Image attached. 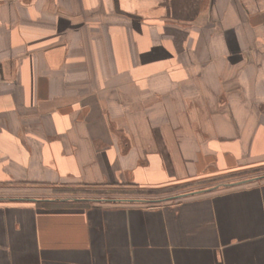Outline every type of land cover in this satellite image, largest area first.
<instances>
[{
    "label": "crops",
    "instance_id": "obj_1",
    "mask_svg": "<svg viewBox=\"0 0 264 264\" xmlns=\"http://www.w3.org/2000/svg\"><path fill=\"white\" fill-rule=\"evenodd\" d=\"M255 169L264 0H0V264H264Z\"/></svg>",
    "mask_w": 264,
    "mask_h": 264
},
{
    "label": "rangeland",
    "instance_id": "obj_2",
    "mask_svg": "<svg viewBox=\"0 0 264 264\" xmlns=\"http://www.w3.org/2000/svg\"><path fill=\"white\" fill-rule=\"evenodd\" d=\"M253 170H248L247 172H248V174H236V175H231V176H228V177H221V178H216L215 180H211V182H208V183H203V182H199L198 184L197 183H194V182H188V183H190V185L189 186H187L184 182H183V184H180L181 186H183V187H181L180 188V190L181 189H186V191L188 190L187 188L188 187H190V190H193V189H197V188H203V187H208V186H211V185H213V184H216L215 182H222V181H225V180H223V179H228V180H230V179H232V180H234L235 178H238V177H242V178H244V177H246V176H249V175H257V174H264V169H255V171L256 172H252ZM246 172V173H247ZM179 190V191H180ZM183 190V191H184ZM177 189H175V190H172V192H179Z\"/></svg>",
    "mask_w": 264,
    "mask_h": 264
},
{
    "label": "water",
    "instance_id": "obj_3",
    "mask_svg": "<svg viewBox=\"0 0 264 264\" xmlns=\"http://www.w3.org/2000/svg\"><path fill=\"white\" fill-rule=\"evenodd\" d=\"M243 183V182H242Z\"/></svg>",
    "mask_w": 264,
    "mask_h": 264
}]
</instances>
